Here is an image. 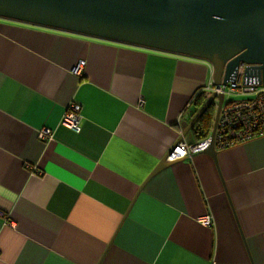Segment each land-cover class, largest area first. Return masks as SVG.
<instances>
[{"label": "crops", "instance_id": "obj_1", "mask_svg": "<svg viewBox=\"0 0 264 264\" xmlns=\"http://www.w3.org/2000/svg\"><path fill=\"white\" fill-rule=\"evenodd\" d=\"M213 76L203 60L0 19V264H264V136L153 175Z\"/></svg>", "mask_w": 264, "mask_h": 264}, {"label": "water", "instance_id": "obj_2", "mask_svg": "<svg viewBox=\"0 0 264 264\" xmlns=\"http://www.w3.org/2000/svg\"><path fill=\"white\" fill-rule=\"evenodd\" d=\"M0 19L203 60L216 85H226L242 63L257 66L264 85V0H0ZM216 101L202 152L217 163L223 94L210 95L178 143ZM175 146L153 175L170 164Z\"/></svg>", "mask_w": 264, "mask_h": 264}, {"label": "built area", "instance_id": "obj_3", "mask_svg": "<svg viewBox=\"0 0 264 264\" xmlns=\"http://www.w3.org/2000/svg\"><path fill=\"white\" fill-rule=\"evenodd\" d=\"M84 66L85 61H80L73 68V73L80 75ZM259 72L257 66L242 63L237 68L235 77L226 85H216L213 81L205 88V93L209 95H224L215 135L216 150H227L264 136V85ZM217 103L218 101L216 109ZM140 104H143L142 99ZM80 113V105H70L62 119V125L70 130H78L81 123ZM38 137L44 141L52 140L53 134L50 129H42ZM209 138L193 145L180 141L167 161L189 158L204 151L209 144ZM203 224L211 226V217H205Z\"/></svg>", "mask_w": 264, "mask_h": 264}, {"label": "trees", "instance_id": "obj_4", "mask_svg": "<svg viewBox=\"0 0 264 264\" xmlns=\"http://www.w3.org/2000/svg\"><path fill=\"white\" fill-rule=\"evenodd\" d=\"M209 97L210 95L207 93H201L200 95L197 96V98L195 99V105L197 109L194 113V116L204 106V104L206 103ZM215 112H216V108L214 105H212L206 110V112L200 117V119L191 129V131L194 134L196 143L204 141L210 137L215 120Z\"/></svg>", "mask_w": 264, "mask_h": 264}, {"label": "rangeland", "instance_id": "obj_5", "mask_svg": "<svg viewBox=\"0 0 264 264\" xmlns=\"http://www.w3.org/2000/svg\"><path fill=\"white\" fill-rule=\"evenodd\" d=\"M216 108V107H215ZM215 114H216V112H215Z\"/></svg>", "mask_w": 264, "mask_h": 264}]
</instances>
